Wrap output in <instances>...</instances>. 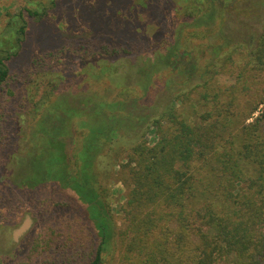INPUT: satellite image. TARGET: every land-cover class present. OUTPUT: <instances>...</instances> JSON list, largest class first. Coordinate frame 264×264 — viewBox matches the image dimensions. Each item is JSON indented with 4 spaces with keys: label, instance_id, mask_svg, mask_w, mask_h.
<instances>
[{
    "label": "trees",
    "instance_id": "obj_1",
    "mask_svg": "<svg viewBox=\"0 0 264 264\" xmlns=\"http://www.w3.org/2000/svg\"><path fill=\"white\" fill-rule=\"evenodd\" d=\"M239 1L37 0L11 17L8 32L14 45L0 40V154L5 156L0 163L20 152L17 118L25 116L44 129L33 141L35 148L51 134L52 144L37 151L39 157L27 150L22 156V194H32L33 202L46 197L42 188L47 184L57 183L72 200L56 206L74 210L78 205L89 212L97 242L85 264H106L116 236L118 264H264V110L258 111L264 104V32L248 37L246 46L226 33ZM33 25L53 29L52 40L63 43L50 50L35 39L29 54ZM21 57L23 63L13 66ZM74 58L82 63L136 58L137 82L119 90L107 86L101 92L67 93L64 66ZM163 67L177 73L187 89L156 114L150 98ZM21 79L24 88L34 83V93L29 87L11 107ZM193 79L196 84L187 85ZM177 102L203 113L191 122ZM126 106L153 110L144 119L130 116L133 123L148 119L151 145L143 132L127 147L113 129L129 118ZM110 130L117 134L111 139L116 159L110 155L109 163L118 165L127 191L117 234L99 201L92 164L100 139ZM57 134L84 136V146L77 148L74 140L69 153L63 140L54 141ZM4 199L0 196L2 206Z\"/></svg>",
    "mask_w": 264,
    "mask_h": 264
},
{
    "label": "rangeland",
    "instance_id": "obj_2",
    "mask_svg": "<svg viewBox=\"0 0 264 264\" xmlns=\"http://www.w3.org/2000/svg\"><path fill=\"white\" fill-rule=\"evenodd\" d=\"M36 1L0 0V40L4 44L8 40L11 47L14 45V38L8 32L11 17L17 15L22 9L31 7L32 4H37ZM226 23V33H230L236 42L246 46L248 37L264 32V0H240L235 10L230 11V17ZM44 28L40 25L30 27L29 54L35 50V39H38L40 47L43 49L50 48L51 50L59 43H56L51 38V33H55V31L52 29V31L47 32ZM95 41L96 45H98L97 40ZM60 43L62 44L63 42L61 41ZM236 56V61L240 62L243 60L240 51L236 53ZM22 58L25 60L24 57H21L17 61H14L15 64L13 66L21 65L23 63ZM137 62L136 58H130L120 61L118 59H100L93 63H82L78 58H74L67 66H64V68H67L69 75L67 76L68 81L65 83V91L67 93H74V95H80L87 91L101 92L107 86L115 87L114 90L124 89L130 86L134 87L138 76L136 72ZM208 63L207 61V65ZM51 65L53 63H50L49 66ZM56 69L59 71L60 67L56 65ZM171 72L170 69L163 67L153 82L154 94L150 99L152 100V105H157L155 110L156 114L163 111L172 96L187 89L184 88L183 81L180 82L178 74ZM22 78L24 81H27L26 76ZM196 79L189 81L187 85H190V83L191 85L196 84ZM23 80L21 79L22 86L18 85L15 88V96H11V100H9L12 103L11 107H15L13 105L14 102L16 103L20 99H23L25 90L29 91V87L32 88L30 93H34V83L24 88ZM166 80L170 82L165 87L164 82ZM42 92L43 87L39 89V94ZM69 103L72 104V101ZM184 105L186 104L177 102L176 108L191 122H195L196 117L203 113V109L199 112H194L195 108L193 111L190 107ZM14 109L11 108V112ZM262 110H264V104L259 106L258 111ZM124 113H128L129 115L126 114L125 116L129 118H126L121 123H116L113 129L122 134L124 143L128 147L138 140L141 133L145 132L148 121L147 119L146 122L133 123L131 122L130 116L141 115L144 119L147 118V115L153 113V110L143 109L134 111L129 106H126ZM257 115L258 113L254 116L256 117ZM17 120L19 135L16 141L20 152H17L12 157L10 156L8 163L7 161L0 163V167L4 164L3 168L0 169V196L6 199L2 203L4 205H0V264H85L89 248L93 244L96 245L95 242H97L94 235V228L91 225L92 222L89 219V212L84 207L78 205L74 210L69 207L56 206V202L62 204L66 200H72L69 197L72 194L61 190L57 183L47 184L46 188H42L46 197H36L33 202L32 200L34 198L32 194L28 197L22 194L25 190L22 186L24 176L21 177L20 173L23 174V168L26 166L25 161L22 160L24 152L26 150L31 151L33 158L39 157L40 154L37 153L47 150L46 146H50L47 144L50 141L53 142V138L50 136L51 134L49 137L47 136L48 138H40V147L35 148L37 146L35 144L37 143L34 142V144L33 141L37 140L36 137H39L44 129H39L40 127L38 128L35 125L33 126L25 116L19 117ZM76 124L77 126H81V129L88 131L87 128L82 127V124L78 120ZM114 130H110L100 139V152L94 158L92 164L97 175V188L101 194L99 201L106 205L105 209L111 220L112 231H115L117 234V231L122 228L124 220L122 209L126 205L127 191L120 182L118 165L115 162V164H111L110 166L109 163L110 155L113 157V161L116 159L114 156L116 150L115 152L111 151L114 146L111 144V139L117 134V131L113 132ZM63 136V134H57L54 137L56 138L54 141L63 140L66 143V150L69 153H71L75 142L78 145L77 148L84 146V136H76V138H74V135L73 138H68L66 134L65 137ZM144 139L149 145L154 141L151 132H145ZM74 140L77 141L73 143L72 141ZM93 141L91 140L90 142ZM71 142L72 146L70 145ZM54 152L60 154L59 147H56ZM9 153L10 151L7 154ZM4 157L0 154L1 161H3ZM59 158L61 157L58 156ZM16 187L17 189H15ZM10 196H13L10 199L11 201H7ZM95 213L98 214L96 210ZM119 248L120 242L116 236L111 240L110 248H108L105 255L106 264L119 263L117 260Z\"/></svg>",
    "mask_w": 264,
    "mask_h": 264
}]
</instances>
